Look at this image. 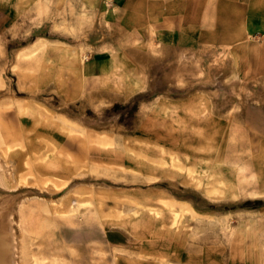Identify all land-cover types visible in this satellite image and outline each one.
<instances>
[{
    "label": "rangeland",
    "instance_id": "rangeland-1",
    "mask_svg": "<svg viewBox=\"0 0 264 264\" xmlns=\"http://www.w3.org/2000/svg\"><path fill=\"white\" fill-rule=\"evenodd\" d=\"M256 1L241 4L263 11L257 31L223 0H201L194 21L185 9L172 22L149 0H122L116 13L111 0H0V133L9 144L0 149V209L9 211L14 262L264 264V0L257 10ZM78 130L108 133L113 144ZM49 142H83V163L49 158ZM37 161L69 175L63 163L83 165L69 185L85 195L54 192L67 178L44 175ZM208 183L223 194L210 196ZM99 193L109 211L100 220ZM84 199L92 203L71 211Z\"/></svg>",
    "mask_w": 264,
    "mask_h": 264
},
{
    "label": "crops",
    "instance_id": "crops-1",
    "mask_svg": "<svg viewBox=\"0 0 264 264\" xmlns=\"http://www.w3.org/2000/svg\"><path fill=\"white\" fill-rule=\"evenodd\" d=\"M97 1H101V6H104V4L107 3V1L105 3L104 0H97ZM111 1H112V4H113L112 13H116L117 11H120V9L123 6L125 7V5H126V3L122 2V0H111ZM158 1L159 0H149V2H146V5L147 6H157L159 4L160 8L164 9V10H162L163 14H167L168 13V14H170V16H172L174 14L175 18H172L171 22L174 19H175V21H178V20L179 21H183L184 13H185L184 10L185 9L187 10L188 13H190L191 20L194 21V19H193L194 13H196L197 7L201 4V2H200L201 0H160V3H158ZM92 3H93V0H83V4L91 5ZM223 4L226 7L229 6L231 8L237 9V12H239L241 18L243 19L242 20L243 21V25L246 27V29H247V27H251L250 30H252V31H257L258 29H260V26H261V24L263 22V19L261 18L262 13H260V12H263V11L259 10V13H258V11H255V10L249 12L248 11V3H246L245 5H242L241 4V0H223ZM97 5H98V2H97ZM254 5L256 6V10L258 8H260V7H263V0H257ZM167 8H171V9H167ZM213 9H214L213 10L214 13L219 14V10L216 7V5H214ZM178 17H180V18L178 19ZM168 18L169 17L166 15L165 21H168ZM79 129H83V127L79 128ZM73 133H76V132H73ZM99 133H104V132H99ZM106 134L111 136L108 133H106ZM110 145H112V144H110ZM52 146L54 147V149H50ZM91 146H96V145H91ZM100 146H104V145H100ZM105 146H107V145H105ZM78 147L79 148L77 150H74V149L70 150L68 148V145H66V144L59 145V144H57L55 142H49V143H47V151L50 152L48 154V157L51 158L50 156H53L54 153L62 152L64 154L66 153V155H68L70 160H74V161H78L80 163H83V142L79 143ZM57 161H62L63 162L62 156H58V159H56V162ZM37 162H38L37 166L39 167V170L42 171L43 174H45V175H57L59 177L67 178L66 184L62 188H60L59 190H56V191L54 190V192H56V193L63 192L62 194L71 193V194H74V195H75V193H76V195H78V193H81L82 195H85L84 192H83V185H79V187L69 185L70 182L72 181V177H71L72 175L71 174L72 173H83V165L79 169H74L72 167V163L71 162H68L66 164L63 163L64 167L69 171V173H70V175H69L66 170H64L66 172H62V173L58 172L56 170L46 172V171L41 169L43 161H37ZM205 190L210 196H214V197L219 196V195H215L213 193H209L206 188H205ZM98 195L101 196L100 199L103 201L104 196L99 193V194L93 196L92 202H93L94 206L97 205V206H95V209H96V213L99 214V220H100L104 216L109 215V211L106 210L105 212H103L104 209L101 208L102 201H100L99 204H97V202L94 203L97 200V198L100 197ZM83 201H90V199H84ZM164 203H166L168 205H173L174 201L170 199V200L164 201ZM179 206L183 207L186 210H190V211L192 209L195 210V208L191 204H189L187 202H182V203H180ZM78 214H79V217H77V219L79 220L80 226L78 228H76V229L83 230V212H80ZM114 215L119 216V213H117V214L114 213ZM62 228L64 230L73 229L72 226H63Z\"/></svg>",
    "mask_w": 264,
    "mask_h": 264
},
{
    "label": "bare ground",
    "instance_id": "bare-ground-1",
    "mask_svg": "<svg viewBox=\"0 0 264 264\" xmlns=\"http://www.w3.org/2000/svg\"><path fill=\"white\" fill-rule=\"evenodd\" d=\"M33 51V50H32ZM29 51V52H32ZM76 59L81 60V56L78 53L74 54ZM74 58V59H75ZM1 125H0V132H2L1 130ZM63 128H67V126H64ZM69 130V129H68ZM82 138H84L85 141L89 142V143H96L99 145H110L113 144V138L109 135H107L106 133H99V132H83V130H78L77 131ZM8 141H6V139L4 138V136L0 133V149L1 150H6L8 147ZM54 157V156H52ZM55 158V157H54ZM52 159V158H51ZM75 166L80 167V165L78 164V162L75 163ZM36 168V167H35ZM32 169V168H31ZM30 169V170H31ZM4 168L3 166L0 164V184L3 183L2 181V174H3ZM187 172V171H186ZM190 173V171L188 172ZM45 175V174H44ZM57 176V175H56ZM26 178V177H25ZM46 183V182H45ZM219 184V183H218ZM41 185V184H39ZM221 185V184H220ZM60 187V186H59ZM223 187V186H222ZM206 189L209 193H213L215 195H222L223 194V188H221V186H218L214 183H208L206 186ZM100 196V195H98ZM67 197V196H66ZM92 198V197H91ZM101 196L99 198H97V200L94 202L97 204L100 203V201H102ZM50 203V202H49ZM66 203V202H65ZM90 201H77V203L75 204L74 207L71 208L72 210H78L83 208V206L90 204ZM53 205V204H51ZM60 205V203H59ZM64 205V204H62ZM66 205V204H65ZM45 206V205H44ZM47 206V205H46ZM50 206V205H49ZM56 206V205H55ZM58 206V205H57ZM97 206V205H95ZM59 207V206H58ZM69 207V206H68ZM43 208V207H42ZM51 208V207H50ZM55 209V208H54ZM69 209V208H68ZM44 210V209H43ZM53 210V209H52ZM58 209H56L57 211ZM103 211V210H102ZM9 212V211H8ZM7 209H0V264H17L16 262H14V253H15V249L17 247V242L14 238V232L11 229L10 226V222L7 218ZM49 212V211H48ZM52 212V211H51ZM61 212V211H59ZM101 212V211H100ZM105 212V211H103ZM46 213V212H45ZM55 213V212H54ZM99 213V212H98ZM69 214V213H67ZM99 216V214H98ZM101 216V215H100ZM44 224V223H43ZM26 243V242H25ZM20 246V245H19ZM24 248V247H23ZM24 250V249H23ZM21 251V250H20ZM22 253V252H21ZM25 255H23L24 257ZM25 260V259H24ZM23 260V263H24ZM22 263V264H23ZM32 264H36L35 262H33Z\"/></svg>",
    "mask_w": 264,
    "mask_h": 264
}]
</instances>
